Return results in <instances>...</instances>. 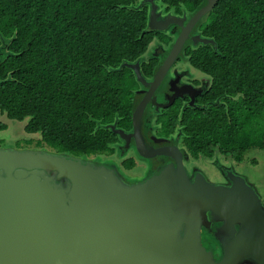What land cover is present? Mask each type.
I'll list each match as a JSON object with an SVG mask.
<instances>
[{"label":"trees","instance_id":"16d2710c","mask_svg":"<svg viewBox=\"0 0 264 264\" xmlns=\"http://www.w3.org/2000/svg\"><path fill=\"white\" fill-rule=\"evenodd\" d=\"M142 1L0 0V113L26 121L25 131L56 152L112 155L120 138L111 126L132 127L139 85L124 63L142 57L156 36L172 42L149 29ZM205 1L159 4L194 13ZM201 26L216 48L190 44L185 52L211 80L206 103L183 112L172 106L157 122L169 134L181 127L195 159L219 152L242 162L247 151L264 149V0H219ZM143 67L153 74L155 66Z\"/></svg>","mask_w":264,"mask_h":264},{"label":"water","instance_id":"95a60500","mask_svg":"<svg viewBox=\"0 0 264 264\" xmlns=\"http://www.w3.org/2000/svg\"><path fill=\"white\" fill-rule=\"evenodd\" d=\"M218 2L206 0L188 20L161 19L147 0L151 30H181L150 82L141 59L123 65L148 90L136 93L132 131L111 126L151 160L147 178L129 182L115 166L66 153L0 148V264H264V202L246 177L232 168L220 184L191 174L177 146L149 148L141 132L150 98L187 46L216 47L195 32ZM204 233L219 240L220 257Z\"/></svg>","mask_w":264,"mask_h":264},{"label":"flooded vegetation","instance_id":"af4514ba","mask_svg":"<svg viewBox=\"0 0 264 264\" xmlns=\"http://www.w3.org/2000/svg\"><path fill=\"white\" fill-rule=\"evenodd\" d=\"M147 0H143L145 3ZM158 4V12L160 13V18L165 19L169 15H175L178 17H183L184 15L187 16V19L189 20L194 14L193 12H188L183 10L181 13H176L174 10H166V8L162 7L161 4ZM150 9V7H149ZM204 19V18H203ZM187 23V21L185 22ZM203 26V25H202ZM202 26L199 27V29L195 32V34H201L203 37H206L203 35ZM150 29V28H149ZM180 28L176 24H171L169 28L166 30H153L156 32H160L161 34L164 33L168 36H171L172 42L170 44H167L163 40H161V35L156 36L153 41L151 42L150 46H152L151 50L147 53H145L140 61L141 70L146 77L147 81L150 82L151 79H153V74L156 69V67L159 65L161 60L166 57L168 51L171 49L172 45L174 44L179 32ZM167 37V36H166ZM209 38V37H207ZM211 39V38H210ZM214 41V40H213ZM192 45V44H191ZM202 44L195 45L194 47L197 48ZM149 46V48H150ZM194 48L193 46H191ZM213 47V46H212ZM216 48V47H214ZM149 50V49H148ZM147 50V51H148ZM187 52H184V56L180 57L171 67L169 73L167 74L166 78L164 79L163 83L159 86V88L154 93L153 97L150 98V102L148 104V108L146 110L145 115L143 116L142 120V136L145 140L146 145L151 148L153 146H169V145H175L177 146L185 155H184V164L187 167L188 171L192 174L193 171H202L205 175V169L201 168L200 166L196 165L197 160H202L206 157H199L197 159L190 156L188 150L186 147L182 144L181 138H182V130L181 127L178 126L175 128L174 133L169 134L168 129L170 127H167L166 129L163 128V125L158 123V116L162 114V112L172 106H178L183 112L184 110L188 108H199L201 109L206 102H203L206 100V93L209 90L210 86V78L200 70L194 68L189 61L187 60ZM154 62L156 64L154 65ZM126 64V63H124ZM155 66L153 69L152 75H146L144 73L143 66ZM148 90V87L138 85L136 90L134 91L135 98L136 93L140 92L141 98L145 96L146 91ZM178 95L174 102L168 106L165 107V105L170 103V98L174 95ZM139 98V101L141 100ZM219 101H221V98H219ZM193 102V103H192ZM156 103L158 104V107L156 106ZM210 103V102H209ZM118 124V123H116ZM119 129L125 130L126 132H130L133 130V116H132V127L127 128L123 126L117 125ZM154 137L157 138V140H160L161 144H157L155 142ZM120 138V137H119ZM59 153V152H58ZM138 154L135 146V140H131V143L129 145L126 144L125 141H123L121 138L118 140L117 144L115 145V152L110 156H103L100 159L97 158H90L94 160H100L103 163H108L109 165L115 166L120 173L123 175H126L133 179V181H141L147 178L150 174V171L152 170L151 160L142 158ZM213 158H206L207 160H212ZM137 159L141 161V164L144 169V175L139 176L138 172H136L135 168L137 167ZM217 159V160H216ZM132 164L131 167L126 166V164ZM216 163V164H215ZM215 168L219 169L221 174L224 176L223 178L226 179L225 181H220L217 183L220 184H226L227 183V172L229 171V165L225 163H221V161L218 158H215V162L212 161V163ZM133 174V175H132ZM212 181V180H211ZM212 237L213 242L216 245V251H220L219 249V240L214 235H210ZM216 257H220V252Z\"/></svg>","mask_w":264,"mask_h":264},{"label":"rangeland","instance_id":"374dc122","mask_svg":"<svg viewBox=\"0 0 264 264\" xmlns=\"http://www.w3.org/2000/svg\"><path fill=\"white\" fill-rule=\"evenodd\" d=\"M155 2L157 4V2L159 3V0H155ZM143 4L144 2L142 1L141 5ZM151 48L152 46H150L147 53L151 50ZM0 121L7 125L5 130L0 131V148L15 147L19 149H39L56 152L47 144L41 143L40 135L28 134L25 131L26 121L12 120L7 117V114L2 113H0ZM206 158H203L200 161L197 160L195 163L205 169L207 177L212 180V182L217 183L226 180L223 178L224 176L221 174L219 169L215 168L213 164H210L212 161L215 162V158H218L221 163H225L226 165L228 164L230 169L233 168L235 172L246 177L248 182L257 189L264 202V149H251L247 151L242 162H237L233 158L224 156L219 152L212 160H207ZM130 166L132 165L130 164ZM141 166V161L137 159V167L135 170L138 172L139 176H143L145 172V169ZM124 177L129 182H134L132 179L133 177L130 178L126 175H124ZM202 240L207 247L214 243L212 237L206 233L203 234ZM218 254L219 251L215 250V255Z\"/></svg>","mask_w":264,"mask_h":264}]
</instances>
